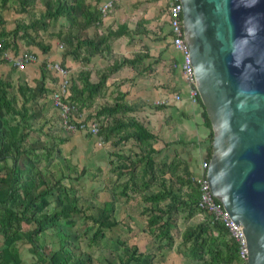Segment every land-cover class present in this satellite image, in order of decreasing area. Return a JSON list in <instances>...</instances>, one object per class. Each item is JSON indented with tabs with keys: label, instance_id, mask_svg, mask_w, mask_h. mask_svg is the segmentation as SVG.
I'll return each mask as SVG.
<instances>
[{
	"label": "rangeland",
	"instance_id": "rangeland-1",
	"mask_svg": "<svg viewBox=\"0 0 264 264\" xmlns=\"http://www.w3.org/2000/svg\"><path fill=\"white\" fill-rule=\"evenodd\" d=\"M30 1V3L22 6L16 0H8L6 6L0 8V11L5 9L17 12L19 9L24 10L21 12L22 15L16 16V19L7 16L6 20H3L0 16V33L2 31L8 33L1 35L5 46L0 52V80L12 85L11 88H8V91L9 97L14 100L16 109H19L23 102V98L18 93L19 86L29 87L35 91L33 95L27 92L29 101L26 103V107L31 115L26 122H19L20 116L12 114L8 115L7 119L11 125L18 123L23 128V133L27 135L26 146L35 161H37V170L46 175L51 182L59 181V184L67 189L69 195L77 199L79 208V212L62 217L55 227L47 226L44 232L35 237V241L39 244L51 245L54 251L58 249L61 243H67L70 251L86 260L87 264H108L109 262L120 264V259L124 256L122 244L125 243H128L129 246L135 245L140 252L149 254L151 257L150 264H203L190 257L188 245L182 243L181 237L185 228L203 222L207 213L202 212L189 219L186 218V214L172 215L173 245L170 249H158V241L149 233L147 228L146 216L141 214L143 203L140 195L131 194L130 192L129 198L120 196L119 193L124 182L128 179V175L118 176L112 172L111 163L115 165L120 163L117 154L129 155L133 160L138 159L141 154L138 144L133 140H129L126 143L114 146L110 142L104 143L98 136L87 138L86 136L90 135L87 131H67L63 127L59 114L53 105L52 93H54L59 78L53 72H44L42 67L45 63H61L67 71L66 76H62L67 80L68 86V95L65 102L70 108L69 119L74 124H97L100 126L104 119L95 116L97 107L113 104L118 98H121L122 92L119 90L124 86V90H127V94L122 93L124 98L127 96L128 100H132V104L137 105V108L130 115L144 124L146 123L148 129L158 131L159 127L156 122L161 117L165 122L173 120L171 115L165 111L158 112L154 109L156 102L160 103L164 98V96H156L155 90H159L161 86L154 88L146 78L142 80H136V78L112 79L113 76H111L107 83V89L96 97L90 106L78 112L68 98L71 95V83L73 79L78 77L83 67L79 64L68 66L63 61V56L73 48L68 38L71 23L62 16L55 20L42 18L46 10V0ZM82 2H88V0ZM111 2L108 15L111 18L107 19L101 15L100 25L87 26L89 36L93 37L96 33L105 34L104 30L107 29L105 26L111 22L116 5H120V8L124 9L131 4L129 0L124 3H121L120 0ZM133 12V16L127 19L130 25L133 22H138L137 25H139L140 17L150 19L151 16H154V18L149 24L141 20L140 26L146 28L149 34L137 36L135 41L127 43L126 52H128V55L142 52L144 46L151 45L158 38L167 39L169 27L164 21L165 17H162L166 13L164 9L159 13H152L148 4H144V6L140 4L134 8ZM74 20L76 26L83 29L81 18L77 16ZM15 29H17L16 33H14ZM37 42L42 43L44 46H50V50L47 53H42L35 46ZM168 48H170L169 44ZM33 49H36L38 54H34ZM18 54L34 55L36 61L19 68L14 64V59ZM115 56L122 55H115L111 50V53H105L104 56L93 57L91 59V62H94L92 68L91 62L88 68H91L92 72L97 71L100 66L105 64L103 61L108 64L115 59ZM180 62L181 55L179 61L172 62V67L180 69L181 80L185 84L188 100L192 104L195 103L200 111H203L195 101V97H192L194 89L197 91L196 86L186 78L180 68ZM177 93L182 92L178 91ZM168 94L172 97L173 92ZM172 99L175 100L174 95ZM165 124L169 129L170 124ZM206 139L208 145H210L209 134ZM152 143L154 148H158L159 142L157 139ZM176 143L180 142L177 141ZM166 150H168L166 147H162L160 152L154 155L155 160L160 163L169 162L177 154L175 150H170L169 154ZM179 161H182L180 157ZM204 161H206L205 158L202 163ZM143 166L144 162L140 164L137 170L136 177L138 179L142 174ZM4 169V166L0 168V176L5 174ZM82 169L86 170L84 176H80ZM168 178L169 175H166V179ZM157 189V186H153L151 191ZM54 194L47 196L51 201V205L47 208L48 212L56 210L54 202L56 195ZM113 200L116 201L114 217L117 219L118 224L111 228L101 229L102 237L93 240V233L96 231L97 226L89 217L96 218L98 211L104 207L105 202ZM34 227L35 225L32 223H23L22 229L14 236V246L21 257V264H42L39 262L41 256L31 253L27 241V233ZM3 242L4 238L0 234V249L3 247Z\"/></svg>",
	"mask_w": 264,
	"mask_h": 264
},
{
	"label": "trees",
	"instance_id": "trees-1",
	"mask_svg": "<svg viewBox=\"0 0 264 264\" xmlns=\"http://www.w3.org/2000/svg\"><path fill=\"white\" fill-rule=\"evenodd\" d=\"M7 1L0 0V8L5 7ZM16 1L22 6L31 2L30 0ZM82 1L46 0V10L42 16V18L52 20L62 16L71 23L68 38L73 48L63 56V61L70 56L83 67L78 77L71 83V95L68 98L78 112L90 106L96 97L107 89L110 77L123 67L132 68L137 75L150 71V66L145 67L143 64V60L149 57L145 50V52L135 53L132 58L115 56L113 61L97 73L98 82L90 81L91 71L88 66L91 59L111 53L112 40L122 36L130 38L134 34L148 33V30L144 28L141 31L138 27L135 30H129L127 24H122L114 30L109 29L106 34L96 33L91 37L86 27L92 24L100 25L102 16L96 7L92 8ZM23 11L19 9V12ZM77 16L82 20L83 29L76 26L74 18ZM32 25L34 26V23ZM4 34L8 33L4 31L0 33V35ZM35 46L42 53L50 50V46H44L40 42L35 43ZM11 87L10 83L0 80V163L5 165V174L0 176V234L4 238L3 247L0 249V264H21V257L14 246V236L22 229L23 223L35 225L32 230L28 231L27 241L31 253L41 256L40 263L87 264L86 260L70 251L67 243H61L54 251L51 245L39 244L35 241V237L44 232L47 226L55 227L62 217L79 212V208L77 199L70 196L59 181L51 182L46 175L37 170V161L26 146L27 135L23 133V128L18 123L15 125L9 123L7 116L11 114L20 116L19 122H26L31 115L26 107L29 101L27 92L30 95L35 94L32 88L19 86L18 93L23 98V102L20 108L16 109L14 100L9 97L8 88ZM66 99H63L64 102ZM197 102L203 109L201 118L209 134L210 145L205 155V160L209 162L212 155L213 132L199 94ZM136 108L137 105L126 102L124 94L121 93V98L113 104L98 106L95 111L97 118L103 117L104 119L97 132V136L104 143L110 142L118 146L133 140L138 144L141 152L136 160L129 155L117 154L120 163L117 165L111 163L112 172L118 176L128 175L119 195L125 198L130 197V192L140 195L143 203L141 214L146 216L147 228L158 241V249H170L173 245L172 215L186 214V218L189 219L206 212L207 215L203 222L185 228L182 233L181 240L184 245H188L190 257L203 264H246V261L239 255L238 244L229 237L227 229L218 221H214L211 214L199 206V184L189 171L187 164L179 161L178 154H175L169 162L160 163L155 160L154 155L160 152L153 147L152 143L156 140V135L141 121L130 115ZM166 108V105L161 103L154 106L156 110ZM86 137L91 138L92 136L87 135ZM8 161L11 162L10 167L6 166ZM143 162L142 174L138 179L137 170ZM85 174L86 170L82 169L80 176ZM166 175H169L168 179ZM153 186H157V191H151ZM50 194L56 195L54 212L47 211L51 205V201L47 198ZM115 203V200L105 202L96 218L89 217L97 226L93 233V240L102 237L101 229L111 228L118 224L114 217ZM122 249L124 256L120 259V264L151 263L150 255L140 252L135 245L129 246L125 243L122 244Z\"/></svg>",
	"mask_w": 264,
	"mask_h": 264
},
{
	"label": "water",
	"instance_id": "water-1",
	"mask_svg": "<svg viewBox=\"0 0 264 264\" xmlns=\"http://www.w3.org/2000/svg\"><path fill=\"white\" fill-rule=\"evenodd\" d=\"M190 67L213 138L208 188L264 264V0H180Z\"/></svg>",
	"mask_w": 264,
	"mask_h": 264
},
{
	"label": "crops",
	"instance_id": "crops-1",
	"mask_svg": "<svg viewBox=\"0 0 264 264\" xmlns=\"http://www.w3.org/2000/svg\"><path fill=\"white\" fill-rule=\"evenodd\" d=\"M72 1V0H71ZM111 1L115 0H88V2H83L86 5L94 8L96 7L99 10V7L103 4L109 3ZM126 0H120L121 3H124ZM130 5L124 9L120 8V5H116L114 8V15L109 24H107L105 27L107 29L104 30V33L106 34L109 29H116L119 25L127 24L129 30H135V28L138 27L139 30L142 31L144 27L140 26L141 20H144L142 22H147V24L152 21L154 16H151L150 19H144L142 17L139 18L140 24L137 25L138 22H133L132 25H130L127 21L128 18L133 16L134 8L137 5L142 4H148L149 8L151 9L152 13H159L162 11V9L166 12L167 3L166 0H129ZM23 13L13 11L11 9H5L3 11H0V16L3 20H6L7 16H10L12 18H17L16 16H20ZM164 18V21L166 22L167 26V14L162 15ZM107 19H110L111 17L107 16ZM122 19L120 22L119 20ZM163 19V18H162ZM146 25V24H145ZM144 26V25H143ZM169 27V26H168ZM169 33V31H168ZM144 34L149 33H138L132 35V37L128 38L126 36L118 37L111 42V50L115 55L121 54L124 57L132 58V55H128V52H126V45L130 42H133L136 40L137 36H141ZM167 36V34H166ZM0 40L2 39L0 35ZM170 37L167 36V39L165 38H158L157 40L153 41L151 45L144 46V50L142 52L148 53V58H145L143 60L144 66H150V71L145 72L142 75H137V73L129 67H123L120 71L115 73L113 75L112 79H133L136 78V80L144 79L149 81L150 85L154 88L157 86H161L159 90L156 91V96H164V98L161 100V104L166 105V109L163 110L167 114L171 115V118H173L172 121L165 122L163 118L161 117L156 124H158V131L150 130L152 133L156 135V139L158 140V148H155L157 150H160L162 147H166L167 153L169 154V151H176L178 156L181 158L182 161H184L188 169L190 170L191 174H193L195 179H199L202 174L201 164L202 161L205 158L206 150L208 148V141L206 139L208 135V130L204 127L203 120L201 118V112L200 108L194 103L192 104L188 98L186 93V87L184 82L181 80V72L179 68L172 67V62H177V60H180V53L176 52L172 47L170 46ZM170 48H168V44ZM34 54H38L36 49H33ZM22 54H18V56H21ZM36 57V56H35ZM68 66H72L73 64H79L76 63L70 56H67L64 60ZM101 62L103 60H94ZM105 64L103 66H100L98 70H94L92 72L91 68L93 63L91 62V78L90 81L92 83L98 82L97 73L99 70L103 69L107 62L103 61ZM80 65V64H79ZM81 66V65H80ZM64 67V66H63ZM131 71V72H129ZM128 73V75H127ZM126 75V76H125ZM139 76V77H136ZM123 82V81H122ZM57 86V85H56ZM55 86V88H56ZM122 88L119 90L120 92L127 94V90H124ZM173 92L174 94H180L183 96V99L181 101H175L173 100V95L171 97L169 92ZM182 93H177V92ZM124 100L128 103H131L132 100H128L127 96L124 98ZM159 104V102H156ZM156 104V105H157ZM174 107V108H173ZM156 110V109H155ZM162 110H156V111H162ZM58 112V111H57ZM140 121V120H139ZM142 122V121H141ZM143 123V122H142ZM165 123L170 124V128L168 129V126H166ZM144 124V123H143ZM147 127V124H144ZM148 128V127H147ZM98 138V137H97ZM179 141L180 143H176ZM5 167L3 163H0V168ZM7 167L11 166L10 161L6 164ZM157 191V190H155Z\"/></svg>",
	"mask_w": 264,
	"mask_h": 264
},
{
	"label": "built area",
	"instance_id": "built-area-1",
	"mask_svg": "<svg viewBox=\"0 0 264 264\" xmlns=\"http://www.w3.org/2000/svg\"><path fill=\"white\" fill-rule=\"evenodd\" d=\"M111 3L103 4L99 7V11L103 17H107L109 15L111 9ZM166 14H167V23L169 26V37H170V46L178 51L181 55V70L186 76V78L193 84L194 78L193 73L190 67L188 53L185 45V39L183 35V26H182V12H181V4L180 0H166ZM3 41L0 40V52L3 48ZM7 56V55H5ZM36 61V57L34 55H21L17 56L14 59V64L19 68H22L26 64H31ZM177 66V65H176ZM43 70L45 72H53L58 78V84L52 93L53 105L54 108L58 111L60 120L62 122L63 127L70 132H79V131H87L91 136H97L98 125L92 124H74L70 118V108L66 105L63 99L67 98L68 95V86L67 80L62 76H66L67 71L62 67L61 63H46L44 65ZM198 92L194 89L192 97H195V101L197 102ZM176 101L182 100V95L174 94ZM198 103V102H197ZM209 162L204 161L201 164L202 174L199 179H195L199 184L200 198H199V206L209 212L214 221H218L222 224L228 232L230 238L234 239L239 247V255L241 259L246 261L247 258V250L241 236V233L237 231L235 226L230 222L229 216L224 211L223 204L217 200L210 192L208 188V181L206 179V172L208 168Z\"/></svg>",
	"mask_w": 264,
	"mask_h": 264
}]
</instances>
